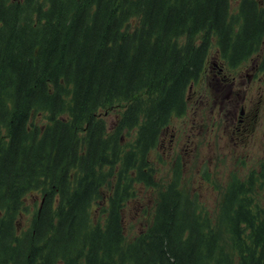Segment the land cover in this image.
Masks as SVG:
<instances>
[{
	"label": "trees",
	"instance_id": "16d2710c",
	"mask_svg": "<svg viewBox=\"0 0 264 264\" xmlns=\"http://www.w3.org/2000/svg\"><path fill=\"white\" fill-rule=\"evenodd\" d=\"M213 49L264 70V0H0V264H264L253 176L213 217L174 168L151 223L125 230Z\"/></svg>",
	"mask_w": 264,
	"mask_h": 264
},
{
	"label": "rangeland",
	"instance_id": "374dc122",
	"mask_svg": "<svg viewBox=\"0 0 264 264\" xmlns=\"http://www.w3.org/2000/svg\"><path fill=\"white\" fill-rule=\"evenodd\" d=\"M232 4L236 6L237 0H232ZM215 56L213 49L200 76L202 80L208 77L207 96L193 98L191 91L187 98V115L172 117L168 129L161 133V138L175 135L172 154L166 152L160 141L152 148L149 162L156 171V185L137 184L134 196L126 202L124 225L129 237L142 232L153 219L157 195L173 179L171 171L177 163L180 188L183 187L191 199L195 198L199 207L208 210L210 216L217 215L221 197L233 177L248 180L253 176L255 187L260 192L256 191L255 196L264 201V103L253 125L244 131L237 130V120L228 113L230 106L225 109L226 112H219L220 105L214 106L210 99L217 93L216 80L221 76L215 74L214 65L209 68V75H205L209 61ZM259 85H264V80L261 83L256 79L252 82V86ZM193 90L199 92V86L194 84ZM217 101L219 103L220 99ZM114 117V112L106 117L110 126L115 123ZM35 196L32 192L26 199L32 203ZM36 201L39 203V199ZM22 219L23 226H27L31 216Z\"/></svg>",
	"mask_w": 264,
	"mask_h": 264
},
{
	"label": "flooded vegetation",
	"instance_id": "af4514ba",
	"mask_svg": "<svg viewBox=\"0 0 264 264\" xmlns=\"http://www.w3.org/2000/svg\"><path fill=\"white\" fill-rule=\"evenodd\" d=\"M220 64L221 66H219ZM212 65L214 66L212 67ZM208 66L205 75H209L208 71L210 67L215 70L216 75H221L216 80L217 93L210 98L213 105H220L219 112H226L225 109L230 106L228 113L232 114L237 120V130L243 129L244 131L247 127H251L252 123L257 120L261 105L264 103V85L255 87L252 86V82L256 79L261 83L264 80V70L260 69L254 61L249 60L238 65H231L219 54H216L214 60L209 61ZM200 78L194 83L199 86V92L192 88L193 98L196 96L204 98L209 91V89H206L208 77L203 80ZM218 99H220L219 103ZM235 110H238V112H235ZM186 115L187 112L181 116L184 117ZM174 137L175 135L171 134V138L167 136L160 137L159 139L161 144L166 148V152L170 155L173 152L172 144Z\"/></svg>",
	"mask_w": 264,
	"mask_h": 264
}]
</instances>
